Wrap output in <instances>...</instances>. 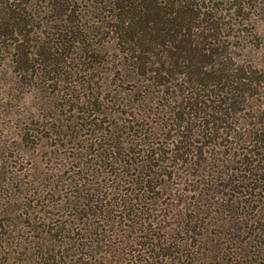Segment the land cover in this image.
Instances as JSON below:
<instances>
[{
	"label": "trees",
	"instance_id": "1",
	"mask_svg": "<svg viewBox=\"0 0 264 264\" xmlns=\"http://www.w3.org/2000/svg\"><path fill=\"white\" fill-rule=\"evenodd\" d=\"M207 1L211 0H0V66L13 63L22 82L37 80L39 87L49 82L54 87L59 82L76 83L74 89L78 86L91 93L82 98L93 106L94 114L113 120L112 125L102 121L108 123L103 130L117 140L96 155L94 169L105 163L110 169L107 178L95 176L97 197L103 203L95 211L111 214V206L112 211L119 209L127 232L140 235L134 244L142 254L132 264H264V117L252 129L242 123L250 116L232 120L240 104L238 94L244 103L250 92L247 72L223 74L222 69L211 75L204 71L212 67L211 55L216 56L210 54L216 39L208 34L218 32L214 16L204 12ZM244 4V0L239 3ZM85 7L94 10L93 24H97L95 12L101 15L97 31L103 27L114 38L121 63L106 72L116 71L125 75L122 81L136 82L130 93L118 90L112 103L104 95L105 85H97L98 76L94 75L91 87L92 75L87 74L92 67L84 65V59L73 68L74 76L64 70L72 64L74 49L85 58L94 56V72L104 62L109 64L93 50L85 27L80 28L87 16ZM176 77L186 79L179 96L171 81ZM208 81L220 92L208 89ZM82 98L77 96L72 110H77ZM229 119L234 123L227 125ZM219 131L222 146L248 144L250 148L217 149ZM195 134L208 149L196 150ZM163 135L170 136L171 149L137 148L159 147L155 140ZM243 135L253 139L243 140ZM6 177L12 176L0 172V183L7 185ZM160 177L178 180L179 187L164 194ZM95 230L100 242L114 230L126 231L105 225ZM5 235L10 237L2 233V239ZM16 240L6 246L16 245L14 251H23L28 264H44L49 256L54 264L61 259V252L53 253L46 242L32 245L30 251L29 244ZM115 244L120 248L123 242Z\"/></svg>",
	"mask_w": 264,
	"mask_h": 264
},
{
	"label": "rangeland",
	"instance_id": "2",
	"mask_svg": "<svg viewBox=\"0 0 264 264\" xmlns=\"http://www.w3.org/2000/svg\"><path fill=\"white\" fill-rule=\"evenodd\" d=\"M240 1L206 2L208 8L206 9L205 6L204 12L214 16L213 21L218 32L217 35L214 32L208 34L214 35L216 39L214 42L213 38V47L210 46L212 48L210 54L216 56L211 55L212 67H207L204 71L211 75L220 74L222 69L223 74L234 73L237 70L241 72L240 69L247 72V77L252 82L250 92H247L244 103H242L243 97L238 94L237 99L240 101L238 110L235 109L236 113L231 112H234V118L232 117L234 121H237L239 116H250L242 123L244 127L252 129L254 125L257 126L258 120L264 117L262 87L264 85V0H244L243 7L239 5ZM82 11L87 16L83 18V26L80 28L85 27V33L90 39L93 50H98L96 54L109 64L104 62V66H98V71L94 72V56L85 58L80 55L82 52L79 49H74L71 56L72 64L64 70L74 76L73 68H79L84 59L86 61L84 65L92 67L87 74L92 75L91 87L95 83L94 75L98 76L95 77V81L99 80L97 85H105L104 95L109 103H112L118 90L122 94L130 93L134 90L136 82L122 81L125 75L121 76L116 71L107 73V69L115 68L121 63L115 52L114 38L103 27L97 31L96 26L101 15L97 16L95 12L97 24H93L94 19L91 17L94 16V10L85 7ZM195 33L200 34V31ZM209 43L204 42V46L210 45ZM207 57L209 58V55ZM207 61L211 64L209 60ZM13 68V63L0 66V172L12 176L11 179L6 177L7 185L0 183V239L2 233L10 236L5 235L2 239L5 242L4 248L0 247V264H28L25 262L23 251L20 252L19 249L18 254L14 251L18 250L16 245L6 246L7 243H18L17 238L22 239L26 245L29 244L30 251H34L32 245L37 246L38 242H46L49 247L54 248L53 253L61 252V259L57 264H132L142 254L140 251L142 248L134 244L135 240L139 241L140 235L127 232L129 229L119 209L115 208L112 211L111 206L109 209L111 214L95 211L103 205L97 197L98 180L95 176L107 178L110 169L105 163L96 171L94 169L96 155L98 150L109 148L111 140H117L103 130L108 123L104 124L102 121L110 122L112 125L113 120L104 115L94 114L93 106L90 107V103L87 104L82 98V94L87 99V96L91 97V93L82 91L78 86L74 89L76 83L59 82L54 87L53 83L49 82L39 87L40 82L37 80L22 82L21 74L15 72ZM112 75L119 79L114 80ZM185 77H189V74ZM192 79L193 83H196L197 80ZM185 80L184 77L171 79L174 82L175 95L183 94L182 84ZM206 83H209L208 89H217L218 93L220 92L219 86L210 87V82ZM175 85L180 86L175 88ZM79 95L82 101L79 100L77 110H72L73 102ZM119 97L122 100L121 95ZM103 109L105 111L109 109L108 103H105ZM94 117L97 120L94 121ZM232 120L229 119L227 125L233 124ZM218 133L217 149L221 151L231 148H250L248 144L226 148L222 146L225 142L220 138L221 132ZM247 137L249 136L243 135L242 139H253ZM157 138L159 139L155 141L160 143L159 147L142 145L137 148H148V150L157 148L162 151L172 148L168 145L171 140L169 135ZM147 140L150 141L151 137ZM192 140L196 143L194 146L196 150L208 149L205 143L198 142L201 141L198 134H195ZM195 160L197 159H193ZM158 181L163 184L161 189L164 194L169 193L171 188L179 187L176 186L178 180L168 181L165 177H160ZM101 184L106 183L101 182ZM109 198L112 199V195ZM100 225L126 231L117 234L114 230L110 238L105 237L100 242L96 238L98 236L94 235L95 228H99ZM41 229H44V232L39 234ZM55 235H58L59 239L55 240ZM118 242H123L120 248L116 247L115 243ZM58 244L61 249L57 247ZM43 263L54 264L51 256Z\"/></svg>",
	"mask_w": 264,
	"mask_h": 264
}]
</instances>
